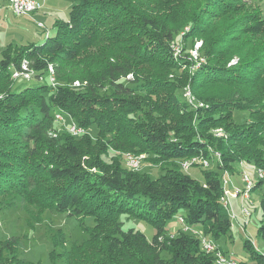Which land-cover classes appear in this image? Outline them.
Masks as SVG:
<instances>
[{"label": "trees", "instance_id": "obj_1", "mask_svg": "<svg viewBox=\"0 0 264 264\" xmlns=\"http://www.w3.org/2000/svg\"><path fill=\"white\" fill-rule=\"evenodd\" d=\"M235 1L75 0L55 35L0 46V200L12 206L20 199L40 213L30 210L32 216L64 213L87 234L67 247L58 229L49 264H217L200 245L199 232L229 256L219 245L231 236L234 220L221 202L223 172L231 178L241 162L264 168V18ZM185 25L192 27L179 35ZM194 37L202 39L201 63L173 57L172 43L181 39L189 49ZM235 57L238 63L228 64ZM23 63L38 84L15 81L12 72ZM194 64L193 71L181 70ZM173 70L177 77H167ZM74 80L78 87L71 86ZM53 109L83 128L94 124L97 155L117 144L152 160L160 174L132 170L125 160L124 168L120 163L106 174L88 173L101 168L99 161L86 160L84 169L82 147L73 139L87 134L50 135ZM235 110L248 111L250 120L232 121ZM192 156L208 161L209 167L198 166L201 179L188 172L196 163L180 166ZM261 184L257 179L252 190ZM260 207L264 215V199ZM123 214L150 223L153 236L123 229ZM175 216L177 224L168 227ZM85 217L93 225H84ZM186 224L194 230H182ZM257 232L264 240V221ZM249 238L243 246L250 257L237 263L264 264V251ZM19 245V237L0 239V264H41L16 253Z\"/></svg>", "mask_w": 264, "mask_h": 264}, {"label": "rangeland", "instance_id": "obj_2", "mask_svg": "<svg viewBox=\"0 0 264 264\" xmlns=\"http://www.w3.org/2000/svg\"><path fill=\"white\" fill-rule=\"evenodd\" d=\"M1 1L4 0H0V3ZM5 1L4 4H0V46L2 49L9 45H12L14 47L16 45L20 46L29 43L41 42L48 35H55L58 26L57 23L67 19L68 11L72 4L75 2V0H44L45 5L37 11L25 15H16L8 8V6H6L7 2L5 3ZM233 5H245L247 10H249L250 8H254L255 12L260 17L264 18V0H240L235 1ZM238 15H241V13H239ZM207 20L208 18L205 15L202 19L203 23L200 25H205ZM227 23L228 21H225L221 23L220 26L224 27L227 25ZM38 24H42V26H38ZM191 27L192 25H185L179 35H181L183 31H189ZM235 29H237V27H235ZM200 43H202V39L199 37H194L190 44L191 47H189L188 49V45L183 44L181 39H179L172 43V45L170 46V50L173 57H176L180 60L187 59L198 61L197 63H201L203 61V58L201 53L202 44L200 45ZM185 46L187 49H184ZM198 55L200 56L198 57ZM238 59L239 58L235 57L234 59L230 60L228 64L236 65L238 63ZM195 65L196 64L192 66V69L191 67H184L181 70L193 71ZM129 75L130 78L131 74ZM167 77L176 78L177 73L175 72V70L170 71L169 74H167ZM15 81L24 87L32 86L40 82V80H38L34 76L28 80H20L18 78ZM78 81L80 82V80ZM73 82L71 86H74ZM186 86H188V84H186L184 87ZM159 93L164 94L163 92ZM193 96L197 100H199L196 94L193 93ZM194 103H196V101H194ZM29 109L34 108L30 106L28 109H24L23 112L26 113ZM52 112L54 114V127L56 129L53 132H50V135H57V133L59 135L70 133L72 136L78 138L83 134L82 133L76 135L69 131L68 125L70 124L71 119L66 112H61L59 109H53ZM61 113H63V115ZM58 116L63 118L58 119ZM231 120L241 123L249 121L250 117L248 115V111L246 110H235ZM84 129L86 130L87 134L85 137L80 139L73 138L82 147V155L80 160L81 165L84 169H86V160L92 159V161H99L98 165L101 166L100 169H102L100 170L98 166L96 168H89L88 173L96 175H100L102 173L106 174L115 165H118L120 163V165L123 167L122 164L124 163L126 153L125 149L117 144H106L105 152L99 153L98 158V148L93 145L96 138V128L94 124H92L89 128ZM107 139L108 136L102 138V143L106 142ZM239 167L236 166L234 172L230 171L232 174L230 178L231 183H228L226 185V189L228 197L232 201V210L234 211V214L237 216L238 220H244V217L241 213L240 218L237 215V213L240 212L241 201L240 197L237 196V194L233 190V187H244V184L240 179L241 167ZM255 168L256 167L249 165H246L243 168V170L250 176L254 183L257 182V176H255ZM138 171H148L153 178L157 177L160 174L159 166L155 165V163L149 159H145L141 162ZM188 172L194 175L196 178L201 179V171L199 170L198 166L190 167ZM262 199H264V183L252 190L250 192L249 200L244 202L245 206L248 207V209L251 211V214L248 217L249 224L244 226V228L242 229L240 226H236V221L232 220V228L230 233L231 236L223 237L219 241V245L221 246V248L227 250L229 252L227 254L229 256L231 254L233 256V260L236 262L248 259L251 254V250L243 246V240L245 239V228L246 234L250 236L253 244H255V248L258 251H264V240L260 235H258L257 232L258 226L262 221H264V215L260 207V201ZM33 208L32 205H26L20 199H15L12 206H8L5 202V199L4 201L0 200V239L3 240L9 236L19 237L20 245L16 248V253H19L21 257H25L27 260L32 262L39 261L41 264H49V253L53 248L51 236L53 234H56L58 229L63 231L66 238L65 246L67 247L70 245L71 241H80L82 238H84V236H87V234L82 231L76 219H74L73 217H68L64 213L46 211L42 213V217H40V215H33L35 217L34 219L30 213V210L32 213H36L37 211L35 212ZM36 217L39 219L42 218L41 221H38L39 219H36ZM118 220L121 221L119 226H121L123 229L132 227L143 232L148 238H151L155 232L154 227L150 223L131 215L123 214L119 216ZM81 221L84 225H93V221L90 217H85ZM172 224H177V216L173 217L169 221L168 227ZM241 229L243 232L241 231ZM176 231L177 230H174L172 232L167 231L166 235H172L176 233ZM60 238L61 236H58V239ZM59 242H62V240H59ZM60 250V248L56 249V251ZM58 264H64V260L62 259L58 261Z\"/></svg>", "mask_w": 264, "mask_h": 264}, {"label": "bare ground", "instance_id": "obj_3", "mask_svg": "<svg viewBox=\"0 0 264 264\" xmlns=\"http://www.w3.org/2000/svg\"><path fill=\"white\" fill-rule=\"evenodd\" d=\"M7 2V6L8 8L16 15H25V14H28V13H31V12H34V11H37V5L36 4H28L27 7H21V5L19 4V2L17 0H6ZM22 69H28V67L26 66L25 63L22 64ZM49 71L51 72V76H50V81L51 82H54V77H53V70L51 67H49ZM50 74V73H49ZM15 76V74H14ZM31 76V73L28 74V78L29 79ZM74 85H78V81H74L73 83ZM186 92V94H185ZM184 97H186V99H188V103L192 104V105H196V103H194V99L191 95V93L189 92V90H185L184 91ZM187 101V100H186ZM69 131L71 133H73L72 131V128H69ZM75 134V133H73ZM214 134L215 135H221L222 134V130L221 129H215L214 130ZM145 156L143 154H135V153H132V152H126L125 153V162H126V165L130 168V169H138L141 162L144 160ZM197 159H201V158H198ZM132 160L133 161V164H138V167H134V165L130 164L129 161ZM204 160V159H203ZM206 163H208L206 160H204ZM196 163V157H193L191 159H187V160H184L183 161V165L182 163H180V166L182 169L186 170L188 169L192 164ZM241 167V175H240V179L242 180L243 184H244V187L241 188L240 192L237 191L236 187H233V190L235 191V193L237 194V196L240 197V201H241V208H240V213L242 214V216L244 217V220H246V216H247V210L248 207L245 206L244 202L249 200L247 197L250 198V192L252 190V186H253V180L250 178V176L243 170L244 168V163H240L239 165ZM239 167V168H240ZM256 176H257V179L259 180H263L264 181V168H256ZM262 178V179H261ZM245 179H247V182H245ZM222 187H223V190L225 188V183L226 185L228 183H231V179H230V176L228 175V172H223V175H222ZM226 196L228 197V193H227V189L226 191L224 190V193H223V197L221 199V202L223 204V208H225L231 218L234 219V213L232 210H230L227 206V204L223 201L225 200ZM229 198V197H228ZM178 220L181 222V223H184V220L182 217H179ZM252 241V240H251ZM253 243V241H252ZM203 250L206 252V253H213L214 255V259L215 261L217 262V264H226V260H229V256L225 255L224 253L221 252V250H218V252H214V245H213V242H210V245H203L202 246ZM233 264H238L236 261L233 260Z\"/></svg>", "mask_w": 264, "mask_h": 264}, {"label": "built area", "instance_id": "obj_4", "mask_svg": "<svg viewBox=\"0 0 264 264\" xmlns=\"http://www.w3.org/2000/svg\"><path fill=\"white\" fill-rule=\"evenodd\" d=\"M17 1L21 5V7H27L28 4H36L37 5V10H38V9H40L43 6V2L40 1V0H17ZM38 26H42V24H38ZM12 73L15 74V79L19 78L20 80H23V79L26 80L28 78V74L31 73V70H29V69L15 70ZM48 82H49V84L52 87L56 86V84L54 82H51V81H48ZM185 94H186V92H185ZM193 109H194V107H193ZM60 118H63V117L58 116V119H60ZM68 127L72 128L73 133H75L76 135L82 134V133L83 134L86 133V130L82 126L78 125L74 120H71V122L68 125ZM192 157H196V165H193V166H200L202 168L209 167L208 163H206L203 159H197V156H192ZM180 162L183 165V160H181ZM129 163L134 165V167H138V164H133L132 160H130ZM245 182H247V179H245ZM262 184H263V180H262ZM242 187H236L237 191L240 192ZM224 190L226 191V183H225ZM247 198L249 199V197H247ZM223 201L227 204L228 208L230 210H232V201H231V199L226 196L225 200H223ZM233 213H234V211H233ZM250 214H251V211L247 210L246 220H238L237 216L234 214V221H236L237 225H239L243 229L244 226L246 225L247 221H248V217L250 216ZM184 229L194 230L190 226H188L187 224H186V226L183 227L182 230H184ZM199 234H200V242L199 243H200L201 246L210 245V242H215L209 236H204V234L201 233V232H199ZM249 240H250L251 244H253L252 241H251V238H249ZM214 252H218V246H217V249H214ZM226 264H233V256L231 254H230L229 260H226Z\"/></svg>", "mask_w": 264, "mask_h": 264}, {"label": "crops", "instance_id": "obj_5", "mask_svg": "<svg viewBox=\"0 0 264 264\" xmlns=\"http://www.w3.org/2000/svg\"><path fill=\"white\" fill-rule=\"evenodd\" d=\"M4 1H5V0H4ZM4 1H1L0 4H4ZM40 1L43 2V6H44V5H45L44 0H40ZM5 3H6V1H5ZM6 6H7V3H6ZM230 191H232V190H230ZM235 199H238V198H235ZM235 199H232V200H235ZM238 210H239V209H238ZM237 215H238V217L240 218V212H238ZM248 224H249V221H247L246 225H248ZM246 225H245V226H246ZM236 226H239V225H236ZM241 231H242V229H241ZM242 232H243V231H242ZM244 232H245V235H247V234H246V228L244 229Z\"/></svg>", "mask_w": 264, "mask_h": 264}]
</instances>
